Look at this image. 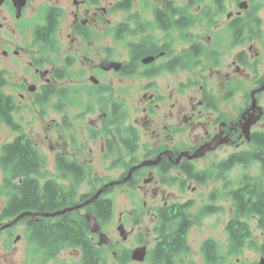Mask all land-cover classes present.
<instances>
[{"label": "flooded vegetation", "instance_id": "flooded-vegetation-1", "mask_svg": "<svg viewBox=\"0 0 264 264\" xmlns=\"http://www.w3.org/2000/svg\"><path fill=\"white\" fill-rule=\"evenodd\" d=\"M262 12L264 0H0V55L5 59L26 56V70L32 74L30 84L21 82L13 88L29 94L35 105L56 102L55 107L61 115L58 125L64 142L67 109L81 110L77 118L96 112L97 117L91 122L94 126L91 135L95 139L101 136V153L111 158L117 145L128 158L126 169L118 178L102 184V179L95 176L91 181L97 186L95 191L80 195L76 192L68 199V205L58 211L86 202L103 186L123 180L132 168L138 167L127 182L107 188L96 201L79 210L53 218L26 215L6 228L4 226L23 213L46 212L22 211L9 216L6 212L7 200L0 195L3 200L0 206V264L17 263L15 254L18 244H21L25 257L21 264L37 263L29 255L38 247L33 237L35 227L41 224L49 227L56 224L58 217L65 216L75 224L80 219L86 221L85 215L93 216L92 209L99 200L114 206V198L110 194L115 188L128 190L130 196L127 199L133 206L126 214L119 213L118 216L117 225L123 226L124 237L116 229L120 239H113L106 230L114 215L112 210L108 223L100 225L97 221L99 233L107 237L104 244L98 245L99 233H92L90 227L83 230V239L80 238L82 230L75 228L74 239L62 241L56 258L69 251L75 258L73 264H95L90 251L100 249V259L104 264H107L109 252L115 259L124 255L128 258L125 264H148L161 237V230L157 228L159 211L189 202L193 206L191 200H174L172 193L161 190V187L177 186L182 189L192 183L199 186L208 184L209 180L200 184L190 179L187 171L209 172L196 164L210 155L216 158V153L226 147H233L235 150L223 159L226 160L232 154L243 151L241 146L251 147L252 136L263 131L257 126L264 118V107L259 103L264 90L254 94L256 104L252 108V93L264 86V69L259 72L257 66L261 56L253 52V44L257 41L264 45V19L259 15ZM116 13L123 14V19L115 21L113 16ZM193 28L202 31L194 33ZM177 38L186 44L180 50L176 48ZM185 73H188L185 75L186 84L179 79L180 74ZM0 74L5 79L3 93L15 106L14 118L18 106L14 96L4 91L8 74L5 70H0ZM242 79L250 84V94L243 106L233 110L226 106L224 109L208 95L214 86L227 89L228 93L239 92ZM205 80L213 81L214 86L207 85ZM179 85L198 88L201 98L194 100L189 97L179 103ZM135 87L142 91L138 105L143 116L129 123L128 99ZM257 114H261L260 119L247 128ZM140 130L144 133L143 142ZM212 141L223 144L204 157L192 158L200 147ZM75 153L81 155L79 150ZM56 157L83 166L85 175L78 187L86 181L90 183L88 169L82 162L61 153ZM223 160L217 161L212 168ZM54 166L58 184L65 188L75 183L71 177H59L55 159ZM59 166L61 171H66L65 164ZM44 171L47 172L45 167ZM46 179L40 182L42 186L52 178ZM209 207L215 212L207 213L203 219L220 210V207L206 204L195 212L191 211V207L190 212L197 214ZM142 215L151 216L153 240L149 238L151 229L143 234L140 230L134 233L133 227L129 231L125 228L127 222L139 225ZM190 229L186 241L188 252ZM129 240L134 247H124ZM82 241L85 245L83 250ZM210 241L217 246L219 254L216 259L211 257L207 247L204 248V244ZM139 248L145 250L141 262L133 260V253ZM239 250L231 252L229 240L224 254L214 239L205 240L200 247L204 264H236L239 261L226 259ZM184 258L177 262L183 264Z\"/></svg>", "mask_w": 264, "mask_h": 264}, {"label": "rangeland", "instance_id": "rangeland-1", "mask_svg": "<svg viewBox=\"0 0 264 264\" xmlns=\"http://www.w3.org/2000/svg\"><path fill=\"white\" fill-rule=\"evenodd\" d=\"M262 19H264V12L259 14ZM113 19L121 20L123 19V14L116 13ZM194 33L202 31L200 28H193ZM264 32V29H262ZM259 33V30H258ZM185 42L180 38L176 39V48L181 49L185 46ZM243 49L246 46H242ZM124 50V48H122ZM253 52H258L260 54V59L257 64L259 72L264 69V45L261 42L253 44ZM227 60V59H226ZM27 58L26 56L18 57L13 59L9 57L8 59L3 58L0 55V70H5L8 75L6 87L4 91L7 94H12L15 98V102L18 106L17 112L14 115V121L18 123L23 133L28 135L33 145L38 149L39 153L45 159V170L46 178L57 177V173L54 166V159L58 153L65 154L68 157L82 162L88 169L90 183L87 181L82 183L77 188V194H84L88 192L95 191L96 187L91 181L95 176H99L103 182H108L110 180L118 178L126 169V162L128 161L125 152L115 146L114 154L111 158H107L101 153V136L96 139L92 137L91 133L94 131V126L91 123L97 117L96 112H90L83 114V118H77V114L82 112L79 109L70 108L67 109L68 117L66 119V131L65 139L62 138L64 135L61 130H59V122H61V115L57 112L55 106L56 102L48 103L46 105H35L32 103L30 95L27 93H22L19 90H15L13 85L20 84L21 82H26L30 84L32 74L26 70ZM188 73L180 74L179 79L186 84V76ZM208 78V77H206ZM206 81V80H205ZM204 81V82H205ZM217 81V80H216ZM209 86H214L213 81L205 82ZM137 85V84H136ZM250 84L247 80L242 79L241 90L235 93H228L227 89L221 90L220 88L214 86L213 90L208 93L211 99L219 107L226 109V106L233 110L234 107L243 106L244 101L249 96ZM132 90L128 99V121L132 123L134 120L142 117L141 106L138 105L140 99L138 97L142 94V91L135 87ZM198 88L189 87L186 85H179L177 91V99L179 103L184 102L187 98L193 97L194 100H199L201 97L199 95ZM116 94V93H115ZM23 95V98H21ZM131 99V100H130ZM259 103L264 107V93L259 97ZM227 108V109H228ZM99 127V126H98ZM102 127V126H101ZM258 129L264 131V118L258 123ZM100 129V128H99ZM103 132V131H102ZM141 142L144 141V133L140 130ZM105 134V133H101ZM17 132L12 131L8 126L0 123V155L1 148L4 144L11 142ZM241 149H249V145H244L240 147ZM81 155L76 154L78 151ZM235 149L233 147H226L216 153V158L214 155H210L205 161L197 163V167L200 169H208L209 172H213L212 165L219 160L225 159L231 152ZM76 154V155H75ZM116 163V165L114 164ZM259 173L258 165H252L248 168H243L241 166H234L226 175L225 181H209L208 184L199 186L198 184L192 183L185 186V188H178L177 186H162L161 190L172 193L174 200L178 202L193 201V206L191 211L195 212L202 205L210 204L216 207H220L217 213L205 217L200 225L193 226L188 233V242L190 246V252L184 258L183 264H204L201 257L200 247L202 243L207 239H214L220 246L221 252L224 254L227 250V236L225 234V225L230 219H232L233 212L231 203L228 196V191L231 186L235 187L243 175L246 176H256ZM3 174L0 170V185L2 182ZM137 197L140 194L135 193ZM114 198V215L111 221L106 226L108 233L110 232L113 239H120L117 227H118V216L119 213L126 214V212L132 209V205L127 199L130 196V192L126 189L115 188L110 194ZM211 198H215L211 200ZM3 205V200L0 197V206ZM138 208V206H136ZM140 211V210H139ZM150 217L147 215H142V221L139 225H135L132 222H127L125 226L126 230L129 231L133 227V232L136 233L140 230L141 233H145L147 229H151L149 238L154 239L155 235L153 233V223H150ZM127 219V216H124ZM242 222L246 223L250 231L249 242L241 249L239 252L232 254L231 257H227L226 260L239 261L236 264H258L262 253L260 251V246L262 243V233L257 227V219L254 216H245L240 219ZM109 233V234H110ZM124 247H134L132 241L129 240L124 244ZM16 264H21L25 257L22 250L21 244H18V250L15 254ZM107 264H121L119 259L112 257L109 252L106 258ZM73 264L75 258L70 255L69 251L62 252L56 259L49 261L37 260L35 264ZM234 263V262H233ZM129 264H147L145 263H133Z\"/></svg>", "mask_w": 264, "mask_h": 264}, {"label": "trees", "instance_id": "trees-1", "mask_svg": "<svg viewBox=\"0 0 264 264\" xmlns=\"http://www.w3.org/2000/svg\"><path fill=\"white\" fill-rule=\"evenodd\" d=\"M5 79L0 74V122L8 126L12 131L17 132L14 139L6 143L1 148L0 170L3 174L0 186V195L7 200L6 212L9 216H14L22 211L48 212L52 213L68 205V199L74 197L77 192L78 184L84 179L85 172L83 166L75 163L55 158L59 177L74 179L75 183L63 188L58 184V178L48 179L45 186L40 182L46 181L44 171L45 159L33 145L31 138L23 133L21 126L14 121L13 112L15 106L12 100L3 93ZM118 132V131H116ZM248 150L236 152L213 167V172L200 171L194 173L187 171L190 179L200 184L209 181H225L227 173L234 166L248 168L258 165L259 173L256 176L243 175L236 186L228 191L230 198L233 218L225 227L226 235L230 243V251L235 252L242 249L250 239V231L246 223L240 219L245 216H254L257 219V227L262 233V243L260 251L264 256V131H259L252 136ZM60 164L66 165V171L60 170ZM59 166V167H58ZM75 166H77L75 168ZM46 179V180H45ZM66 192H63L65 191ZM85 198V197H84ZM192 203L176 205L159 211L160 241L151 253L148 264H180V260L188 254L187 232L193 225H199L203 216L215 212V209H201L197 214H192L190 208ZM113 206L109 202L99 200L92 209L93 216L100 225L108 223L112 215ZM56 224L44 227L42 224L35 227L33 237L38 247L30 253V258L37 261H47L56 258L61 248L62 241L74 239L73 230L81 229V239L84 238L83 230L89 228L84 219L79 223L69 220L67 216L58 217ZM213 259L218 256L217 246L212 241L206 242ZM85 249L82 241V250ZM85 251V250H84ZM95 264H104L100 259V249L90 251ZM84 261L85 257L83 258ZM125 264L128 258L124 255L118 258ZM178 261V262H177Z\"/></svg>", "mask_w": 264, "mask_h": 264}, {"label": "water", "instance_id": "water-1", "mask_svg": "<svg viewBox=\"0 0 264 264\" xmlns=\"http://www.w3.org/2000/svg\"><path fill=\"white\" fill-rule=\"evenodd\" d=\"M264 90V86L259 89L258 91L256 92H253L252 93V108H255V100H254V94L255 93H258V92H261ZM260 116L261 114H257V116L252 119V121L248 124V127L249 128L252 124H255L259 119H260ZM223 143H217L216 141H212L211 143H207V145H203L202 147H200V149H198L197 153L195 155L192 156V158H201V157H204L205 154L207 152H210V151H213L215 150L218 146L222 145ZM140 167V166H139ZM138 167H135V168H132L128 175L126 176V178H124L123 180L121 181H115V182H112L108 185H105L103 186L101 189H99L89 200H87L86 202L78 205V206H75V207H71V208H65L61 211H58V212H55V213H52V214H48V213H40V214H33V213H23L21 215H19L14 221H12L11 223H9L7 226H4L5 228L10 226V225H13L16 221H19L22 217L26 216V215H39L41 217H56V216H60V215H64L65 213H68L70 211H73V210H79L80 208L82 207H85L91 203H93L94 201H96L98 199V197L109 187H112L114 185H118V184H122V183H125L127 182L130 178H131V175H132V172L137 169ZM85 219L86 221L89 223V227L92 231V233H99V230H100V227L97 223V220L92 216V215H85ZM117 230L120 232V234L124 237V228L122 225H119ZM107 239L106 235L104 234H100L99 233V242H98V245H102L105 243V240ZM144 255H145V250L144 248H139V249H136L133 253V260L135 261H138V262H141L143 261V258H144ZM259 264H264V258H261L260 259V262Z\"/></svg>", "mask_w": 264, "mask_h": 264}]
</instances>
